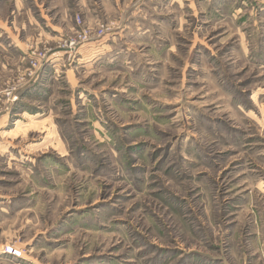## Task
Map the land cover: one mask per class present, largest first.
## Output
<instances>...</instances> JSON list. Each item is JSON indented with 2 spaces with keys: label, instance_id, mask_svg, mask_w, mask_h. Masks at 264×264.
<instances>
[{
  "label": "rangeland",
  "instance_id": "rangeland-1",
  "mask_svg": "<svg viewBox=\"0 0 264 264\" xmlns=\"http://www.w3.org/2000/svg\"><path fill=\"white\" fill-rule=\"evenodd\" d=\"M0 264H264V0H0Z\"/></svg>",
  "mask_w": 264,
  "mask_h": 264
},
{
  "label": "built area",
  "instance_id": "built-area-1",
  "mask_svg": "<svg viewBox=\"0 0 264 264\" xmlns=\"http://www.w3.org/2000/svg\"><path fill=\"white\" fill-rule=\"evenodd\" d=\"M77 42H73L70 44V47H73V45H75ZM8 252L10 254H12L13 256H16V257H19L22 255V252H20L19 250L17 249H11L10 247L8 248Z\"/></svg>",
  "mask_w": 264,
  "mask_h": 264
}]
</instances>
